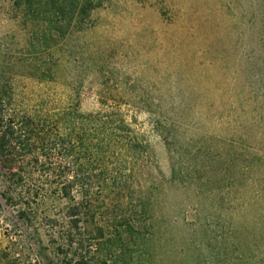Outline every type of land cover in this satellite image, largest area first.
<instances>
[{
  "label": "rangeland",
  "instance_id": "374dc122",
  "mask_svg": "<svg viewBox=\"0 0 264 264\" xmlns=\"http://www.w3.org/2000/svg\"><path fill=\"white\" fill-rule=\"evenodd\" d=\"M46 27L0 0V264H264V0Z\"/></svg>",
  "mask_w": 264,
  "mask_h": 264
},
{
  "label": "trees",
  "instance_id": "16d2710c",
  "mask_svg": "<svg viewBox=\"0 0 264 264\" xmlns=\"http://www.w3.org/2000/svg\"><path fill=\"white\" fill-rule=\"evenodd\" d=\"M106 0H14L22 14L44 24L53 40L68 35L76 26L89 20L92 12ZM79 262L78 264H85ZM89 264V263H87Z\"/></svg>",
  "mask_w": 264,
  "mask_h": 264
}]
</instances>
